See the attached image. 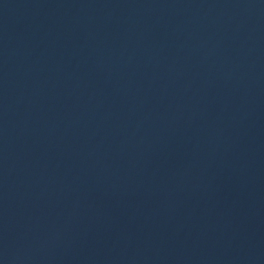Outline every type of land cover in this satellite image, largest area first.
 <instances>
[{
  "label": "water",
  "instance_id": "water-1",
  "mask_svg": "<svg viewBox=\"0 0 264 264\" xmlns=\"http://www.w3.org/2000/svg\"><path fill=\"white\" fill-rule=\"evenodd\" d=\"M0 264H20V262L1 243Z\"/></svg>",
  "mask_w": 264,
  "mask_h": 264
}]
</instances>
